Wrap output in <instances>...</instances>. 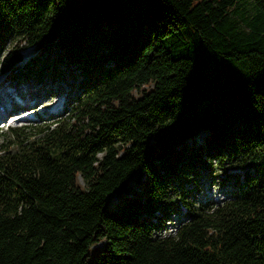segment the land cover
Masks as SVG:
<instances>
[{
  "label": "trees",
  "instance_id": "obj_1",
  "mask_svg": "<svg viewBox=\"0 0 264 264\" xmlns=\"http://www.w3.org/2000/svg\"><path fill=\"white\" fill-rule=\"evenodd\" d=\"M0 58L85 76L0 143V264H264V0H0ZM219 168L234 198L190 201Z\"/></svg>",
  "mask_w": 264,
  "mask_h": 264
},
{
  "label": "rangeland",
  "instance_id": "obj_2",
  "mask_svg": "<svg viewBox=\"0 0 264 264\" xmlns=\"http://www.w3.org/2000/svg\"><path fill=\"white\" fill-rule=\"evenodd\" d=\"M33 48H25L23 50L24 54L28 56L26 61H29L36 56ZM37 50V49H36ZM38 52V51H37ZM55 57V55H52ZM1 61V58H0ZM36 69L39 70V66H36ZM59 69L62 71L61 75L54 74L52 72V68H46L45 75L41 76H30L25 78L20 77V73L18 71L0 73V80L4 77L1 84L5 86L11 80V86H14L17 91L26 96L29 100V103L32 102L37 104L38 108L36 111H40L42 113V109L45 108L44 116H40V114H35L33 111L31 112L32 119H25L22 122H10L8 119L6 123L0 125V143L9 139H12V136L8 134L9 127H20L25 125H41L44 123H51L55 119L50 117V110L54 107L55 101L59 98H63L65 101L63 105L65 108L61 113L64 112L66 108H69L72 99L79 93L80 82H84L85 76L83 75L80 68L75 65H71L68 69H65L64 66L60 65ZM19 76V77H17ZM17 77V78H16ZM10 78L9 81H7ZM52 107V108H51ZM34 110V111H35ZM28 115V114H27ZM28 115V116H29ZM50 117V118H49ZM49 118V119H48ZM52 119V120H51ZM46 120V121H44ZM207 132H200L195 140L198 144H200L206 135ZM8 134V136H7ZM191 140L189 141V143ZM232 169H229V172H232ZM234 172H238L237 170ZM225 172H223L220 168L214 169L212 172L209 171H201L200 174L191 178L189 182H187L184 187L186 189V194L189 197V200L194 202L195 204L204 203L205 201L211 200L213 197L217 198L218 196L223 199L224 195L229 197L233 195L232 193V184H223L222 179L224 178ZM118 202V198H115L111 203V207H115ZM178 205V203H177ZM181 212H183L182 205L179 204ZM172 222H177V220L182 219V214L173 215Z\"/></svg>",
  "mask_w": 264,
  "mask_h": 264
},
{
  "label": "bare ground",
  "instance_id": "obj_3",
  "mask_svg": "<svg viewBox=\"0 0 264 264\" xmlns=\"http://www.w3.org/2000/svg\"><path fill=\"white\" fill-rule=\"evenodd\" d=\"M2 88V87H1ZM0 88V89H1ZM1 93V95H4V94H6L5 93V91L4 90H2V92H0ZM17 93V95L19 96V97H24L23 95H21L18 91L16 92ZM60 100H58V101H56V103H55V105L57 104V106L59 105V104H61V102H59ZM13 104H15L14 102H12ZM29 103V102H28ZM31 103V102H30ZM56 106V107H57ZM52 110H55V106L50 110V114L49 115H51V114H53L52 113ZM6 115H7V113H0V123H2L3 122V120L4 119H6ZM11 120H13L14 122H16V123H18V122H22L23 120H25V119H31L32 117L29 115H17L16 117H14V115H12L11 117ZM9 119V118H8ZM230 184L231 183H233V181H231V182H229Z\"/></svg>",
  "mask_w": 264,
  "mask_h": 264
}]
</instances>
